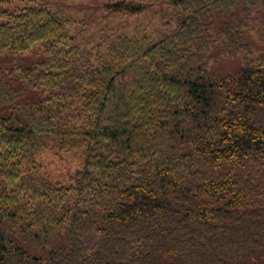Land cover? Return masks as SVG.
I'll use <instances>...</instances> for the list:
<instances>
[{
  "label": "trees",
  "instance_id": "1",
  "mask_svg": "<svg viewBox=\"0 0 264 264\" xmlns=\"http://www.w3.org/2000/svg\"><path fill=\"white\" fill-rule=\"evenodd\" d=\"M172 5L176 29L146 45L119 36L95 58L59 11L0 10V264H264V55L248 37L264 0ZM50 145L84 155L74 206L29 176ZM28 191L39 218L68 221L48 249L15 209Z\"/></svg>",
  "mask_w": 264,
  "mask_h": 264
},
{
  "label": "rangeland",
  "instance_id": "2",
  "mask_svg": "<svg viewBox=\"0 0 264 264\" xmlns=\"http://www.w3.org/2000/svg\"><path fill=\"white\" fill-rule=\"evenodd\" d=\"M117 0H1L0 10L13 11L18 8L40 5L42 8H51L60 12L71 26L68 28L71 38L83 47L90 56L96 57L99 53L107 54L108 48L119 36L128 37L141 45L161 38L167 26L176 29L180 25L179 8L172 5L174 0H129L146 5V10L136 15L123 13L111 14L104 9V5ZM49 6V7H48ZM249 32L250 45L255 58L264 55V16L251 25ZM140 45V46H141ZM245 61L242 56L227 57L216 65L220 75H233ZM211 64V62H210ZM32 177L35 191L43 197H49L48 191L70 193L71 205L77 202V188L79 177L84 168V155L76 149L64 152L53 145L42 151L35 159ZM5 183L0 171V194L4 191ZM59 188V189H57ZM57 189V190H56ZM10 193V192H8ZM27 198L21 201L22 210L16 205L24 222L34 225L39 233V242L47 243L50 247V229L57 227V234L64 235L68 221L64 224L56 223L45 213L39 218V210L43 207L41 199L34 201V192H25ZM37 196H39L37 194ZM55 199V197H53ZM1 205V204H0ZM11 209V208H9ZM38 213V214H35ZM38 216V217H37ZM34 219V221L32 220ZM37 220V221H36ZM56 225V227L52 226ZM51 236V235H50ZM50 243V244H49ZM31 248L35 254L42 255V247L35 245Z\"/></svg>",
  "mask_w": 264,
  "mask_h": 264
}]
</instances>
